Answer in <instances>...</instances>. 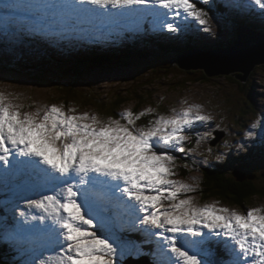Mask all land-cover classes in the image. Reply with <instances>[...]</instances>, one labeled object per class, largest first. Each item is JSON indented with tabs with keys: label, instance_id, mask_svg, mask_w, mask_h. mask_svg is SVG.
<instances>
[{
	"label": "snow or ice",
	"instance_id": "1",
	"mask_svg": "<svg viewBox=\"0 0 264 264\" xmlns=\"http://www.w3.org/2000/svg\"><path fill=\"white\" fill-rule=\"evenodd\" d=\"M251 3L264 15V0ZM149 16L164 17L154 28L172 33L194 25L211 31L208 12L193 0H7L0 6L5 24L42 36L87 35L122 21L139 26ZM18 109L0 91V174L23 178L33 194L24 197L26 207L40 212L20 211L2 228V239L29 257L22 264H50L51 256L39 258L42 249L57 257L56 264H121L119 257L139 251L135 241L121 239V231L141 232L155 243V264H264V209L242 214L197 206L179 196L195 189L170 178L176 175L173 153L186 151L187 130L213 119L200 105L173 109L142 127L136 120L144 111L101 121L88 113L68 115L56 105L42 115ZM251 127L262 130L264 149V120ZM210 137L211 131L197 133V147ZM217 247L224 253L219 259Z\"/></svg>",
	"mask_w": 264,
	"mask_h": 264
},
{
	"label": "rangeland",
	"instance_id": "2",
	"mask_svg": "<svg viewBox=\"0 0 264 264\" xmlns=\"http://www.w3.org/2000/svg\"><path fill=\"white\" fill-rule=\"evenodd\" d=\"M226 1L218 0L216 4V0H208L209 4L200 7L198 6V0H193L197 3V7L208 12L210 32L200 30V28L206 26L197 25L198 31L188 28L185 31L177 32L175 38H172L173 42L169 40L170 43L163 42L157 37H151L149 40L153 46L162 45L164 48L160 52L154 50L150 55V57L152 56L154 59L156 57L160 60L157 62L159 63L157 65L159 70L155 71L147 68L149 62L145 61L139 53H135L129 61L110 64L107 60L102 63L92 62L89 65H80L73 74L66 73L68 63L72 61L75 64L77 63L74 58L75 54L81 55L86 61H92L102 52H99V50H102L99 47L102 46H106L105 50L108 53H117L111 43L113 42V44L115 43L120 47L117 38H124V31L126 33L131 32L132 36H125V40L122 42L123 46L126 38H128V45L134 39L137 40L136 36L139 35L140 32L138 31L140 29L134 32V25L127 22L122 21L121 24L113 25V29L110 27L99 32H93L89 34L92 39L88 40L83 35L72 38L69 35L59 37L28 34L16 25L5 24L0 20V35L2 37V40H0V91L8 94L13 104L19 105L18 110L22 114L35 113L41 110L42 115L43 110L56 105L61 107L68 115L88 113L90 116H96L101 121H107L109 118L120 120V114L128 110L134 114L144 111L146 114L151 113L150 120L147 121L146 125L150 121L159 118L158 116L172 115L173 109L179 112L188 105H200L202 112L211 114L213 119L202 124V126L187 130L186 134L189 138L185 140V145L187 146L188 141V144L191 143V147L188 146L186 149L191 148L194 151L187 152L181 158L176 152L173 153L177 157L173 167L176 175L170 178L182 181L195 189L192 192L180 193V199L191 197L197 206L216 204L217 207H227L242 214H246L249 208L264 209V196L260 194L250 198L245 205L233 204L231 197L228 199L222 197L202 198L200 192L203 186L204 173L200 168H196L191 164L194 159L202 167L215 164L221 165L223 170L232 171V169L235 170L240 166L238 164L239 159L241 164H245V160H247V165L255 163L250 170L256 173L253 177L256 186L264 190V158L259 161L255 159L250 161L249 159L250 156L259 159V156L264 155V149L259 148L256 150L255 148L259 144L262 130L260 128L252 129L251 127L256 120H264V64H257L243 84L240 79L233 75L207 76L203 69H183L177 64L170 66L171 60L168 59L174 50L178 51V48L184 45L182 41L188 40V35H190V42L194 38L200 41L201 44L198 46L202 47L203 50L225 48L220 44L221 41L234 42L236 27L241 24L238 22L240 18L235 16V12L243 11L244 19L245 16L250 19L259 14L260 19L258 22L261 25L258 27L264 29V15H261L259 6L252 4L251 0ZM5 2L7 0H0V6ZM112 11L116 12L117 10L112 9ZM158 11L165 12L167 10L158 7ZM151 18L152 16H149L147 20ZM162 19L164 17L161 16ZM167 19L171 21L173 17L170 15ZM175 19L179 20L178 17ZM147 20L141 21L143 26H150ZM159 23V21H156V25H159ZM193 32L196 34L194 38L191 34ZM154 33L155 31L153 35ZM159 34L160 32L157 33L158 36ZM111 36H113V39L108 41L107 39ZM95 37L100 40L98 49L94 53L95 56H92L91 49L97 45L94 44ZM161 37L165 38V35L162 34ZM49 38L59 43H46ZM145 38H140L135 42V50H139L138 46H144L145 48L144 42H142ZM78 43L79 46H76ZM64 44L66 45L64 46ZM209 45L214 47H208ZM232 45L231 43L227 46ZM147 47H149L148 43ZM123 50H127V48ZM48 54L53 56L52 62L47 59ZM63 55L70 56L71 60H66ZM205 77L208 79H205ZM72 84L76 89L70 91L67 85L71 86ZM122 98L121 107L116 106V109L114 101H119ZM139 101L143 102L142 105L139 104ZM138 106L141 107L138 108ZM149 109L151 111H148ZM254 110L257 112H254ZM121 123H127V121L121 120ZM136 126L142 127L140 124H136ZM249 130L256 132L257 135L251 138L247 137L245 133ZM208 131L212 133L213 131L225 132V135H222L214 144L211 142L219 134L215 138H207L201 141L199 147H197V133L203 134ZM225 141L229 142L228 147H224ZM187 164L189 165L187 166ZM245 176L248 175L245 174L240 177L244 178ZM10 179L11 182L7 183L6 188H0V231L4 227L3 223L7 215L6 209L14 217L18 216L20 211L30 212L33 215L40 214L38 209L29 210L26 207V202L18 210L13 207L11 198L8 195L10 190L17 189L13 185L16 184L18 179L17 177H11ZM0 183L2 185L4 181L0 180ZM24 191L28 193V197L32 196L26 186ZM5 192H8V194H5ZM124 233L126 232L124 231ZM100 234L97 233V235ZM0 241L4 242H0L1 246L7 244L2 239L1 232ZM2 249L6 251L5 248ZM5 256H7V252L0 250V258ZM47 256L52 257L50 264H56L57 257L52 252L42 249L39 258ZM28 258L27 256H20L19 264H22ZM119 259L121 264H126L128 260V264H140L142 260H147L139 252L132 255L126 254L119 257ZM11 262L8 264H18V262Z\"/></svg>",
	"mask_w": 264,
	"mask_h": 264
},
{
	"label": "trees",
	"instance_id": "3",
	"mask_svg": "<svg viewBox=\"0 0 264 264\" xmlns=\"http://www.w3.org/2000/svg\"><path fill=\"white\" fill-rule=\"evenodd\" d=\"M238 22H240V21H238ZM262 30L264 31V29H262ZM160 34H162V33L160 32ZM151 37H156V35L155 34L154 35L153 34H147L145 40L142 41V42H144L145 48H144V46L143 47L138 46L139 50H135L134 49V45L136 46L135 42H133L130 45H127L126 46L127 50H123V51L121 49H119L117 47V45L114 43L112 45V47L116 50L117 53H115V52L114 53H108L107 50H105L106 46H102L101 45L102 47H99V48H102V50H99V52H101V51L102 52L100 54H98L96 56V59H94L92 61H86V60L83 59V57L81 55L75 54L76 56L74 58L77 61V63L75 64L74 61L68 63V65H67L68 69H67L66 73L67 74H73L74 72H76L75 70L80 67V65H82V64L89 65L92 62L102 63L105 60H107L109 62H112V61H122V62L123 61H129V60L132 59V57L135 55V53H139L144 58L145 61L149 62V65L147 64L146 67L151 69V71L159 70L157 68V65L159 63H157V62H159L160 60L158 58H156V57L154 59L152 56L150 57V55H151L152 51L156 50V51L160 52L161 49L164 50V48L162 47V45L153 46L151 41L149 40ZM161 39H163V38H161ZM146 42L149 45V47H147V48H146V45H147ZM195 42H196L195 39H192V41L187 46L183 45L182 47L178 48V51L174 50L173 53L168 57V59L171 60L172 58H174L176 56L175 55L176 52L178 54H180L181 51L185 50L184 49L185 47L189 48V47L196 46L197 44ZM127 43L128 42H126L124 44H127ZM94 44H97V45H95L91 49L92 56H95L94 53L98 49V42H94ZM220 44H225L227 46L229 43L220 42ZM76 46H79V43ZM170 47H172V46H170ZM208 47H214V46L213 45H209ZM165 48H167V47H165ZM47 59L50 60L51 62L53 61V57L50 56V55H48ZM45 61H47V60H45ZM39 69L40 68H39V65H38V70ZM162 69H160V70H162ZM166 71L168 72V70H166ZM205 79H208V78L205 77ZM75 84L77 85V83H75ZM67 87L70 88L69 89L70 91L76 89L73 84L71 86L67 85ZM65 89H67V88H65ZM122 100H123V98L119 99V101H114V107L116 108V106H119V108H120ZM139 102H140L139 104L142 105L143 102L142 101H139ZM140 107L141 106H138V108H140ZM254 112H257V111L254 110ZM150 116H151V113H148V114L145 113V115L143 117H140L139 120H136V124H140L141 126H145L147 121L150 120ZM156 117H157V114H156ZM249 159H250V161L252 159H255V160L259 161V159H257V157H255V156H250ZM246 161L247 160H245V164H240V166L242 167L243 170L240 169L239 173H244L246 175L255 174L254 171L250 170V168H253L255 163L247 165L248 162L246 163ZM191 164L193 166H195L196 168H200L203 171V173H204L203 186H202V189H201V192H200V193H202L201 194L202 198H205V197H207V198H211V197H217V198L219 197V198H221L222 197L224 199H228L229 197H231L233 204H235V205H245V203L250 198H253L256 195L260 194V195L264 196V190L261 189V187L256 186L255 180H254L255 178L239 179V178H237V173L238 172H235L236 170L235 171L234 170L230 171L228 169H224L223 170V167L221 165H215V164L209 165V167H204V166L202 167V165L196 163V161H194V159L191 162ZM188 165L189 164H187V166ZM237 169H239V168H237ZM2 247L6 248L7 245H3ZM143 247H145V246H143ZM0 250L5 252L4 249H2V248ZM6 258H8V260H6ZM13 258H14L13 256L11 258L9 255L5 256V257H2V258H0V264H4V262H5V264H8V263L11 262V260ZM16 262H18V260H16Z\"/></svg>",
	"mask_w": 264,
	"mask_h": 264
},
{
	"label": "water",
	"instance_id": "4",
	"mask_svg": "<svg viewBox=\"0 0 264 264\" xmlns=\"http://www.w3.org/2000/svg\"><path fill=\"white\" fill-rule=\"evenodd\" d=\"M236 31L238 35L232 46L214 50L192 49L176 60L172 58L170 66L177 64L183 69H203L207 76L233 75L244 84L256 65L264 64V33L245 29L239 25ZM216 134L221 136L225 135V132L220 134L217 131ZM216 142L217 138L212 143ZM235 172H238L239 179L248 177L242 178L239 171Z\"/></svg>",
	"mask_w": 264,
	"mask_h": 264
},
{
	"label": "bare ground",
	"instance_id": "5",
	"mask_svg": "<svg viewBox=\"0 0 264 264\" xmlns=\"http://www.w3.org/2000/svg\"><path fill=\"white\" fill-rule=\"evenodd\" d=\"M261 31H263V30H261ZM162 33V32H161ZM163 34V33H162ZM162 34H159V36L161 37V35ZM161 38H164V37H161ZM0 40H2V37H1V35H0ZM127 40H128V38H126V42H127ZM125 42V43H126ZM206 73V72H205ZM221 134V133H220ZM222 136V135H221ZM220 135H219V137H217V140H219L220 139V137H221ZM215 160V159H214ZM8 175H11V176H13V174H8ZM5 178V176L3 175V174H0V180H3ZM25 185V184H24ZM26 186V185H25ZM50 222V221H49ZM205 231H207V230H205ZM124 232V231H123ZM124 234H126L127 235V233H124ZM130 237V236H129ZM155 252H153L152 253V256L154 257V254ZM155 258V257H154ZM153 263V262H152ZM154 264V263H153Z\"/></svg>",
	"mask_w": 264,
	"mask_h": 264
},
{
	"label": "clouds",
	"instance_id": "6",
	"mask_svg": "<svg viewBox=\"0 0 264 264\" xmlns=\"http://www.w3.org/2000/svg\"><path fill=\"white\" fill-rule=\"evenodd\" d=\"M241 25H242V23H241ZM192 28V30L194 31V27H191ZM190 28V29H191ZM235 37L234 38H236L237 37V31H235ZM233 42V41H232ZM132 43V42H131ZM222 45V44H221ZM219 132V131H218ZM217 134L214 132V137L216 136ZM207 167H209V166H207ZM242 175H245L244 173H241ZM254 175H256V173L255 174H253V175H248V178H253L254 177ZM237 178H239V176H237Z\"/></svg>",
	"mask_w": 264,
	"mask_h": 264
}]
</instances>
